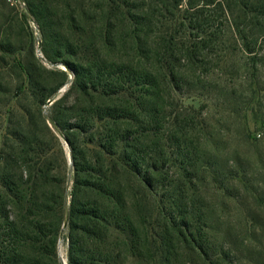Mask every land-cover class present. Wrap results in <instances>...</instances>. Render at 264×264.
I'll return each mask as SVG.
<instances>
[{
    "label": "rangeland",
    "instance_id": "1",
    "mask_svg": "<svg viewBox=\"0 0 264 264\" xmlns=\"http://www.w3.org/2000/svg\"><path fill=\"white\" fill-rule=\"evenodd\" d=\"M235 2L227 18L212 6L189 12L183 7L171 10L168 21L155 20L147 41L152 52L164 55L160 30L176 42L193 44L191 55H166L168 63L161 64L136 51L142 42L136 39V16L145 12L132 9L137 0H128V10L115 4L101 9L95 0H41L50 10L37 19H25L22 9L0 0V167L7 158L15 162L9 163V171L21 174L25 144L43 145L61 171L58 176L64 180L68 172L63 183L68 194L73 186L71 152L53 118L73 124L87 110L125 106L132 117L121 128L154 145L168 159L170 177L191 172L178 138L206 156L201 172L191 173V201L207 218L203 225L195 213L198 228L229 244L228 264H264V0H250L246 9ZM197 12L201 23H190ZM58 42L75 54L66 55L67 62L100 61L153 76L165 72L166 88H140L142 94L150 90L154 95L148 97L123 78L119 95H82L72 87L74 76L63 63L44 58L43 50L52 54ZM171 74L183 81L177 90L170 87ZM158 90L163 92L156 97ZM48 93H53L52 105L43 98ZM101 126L95 128L105 131ZM155 178L152 192L139 181L135 187L137 264H202L196 251L182 244L184 231L172 230L162 214L159 201L166 193L159 187L160 177ZM181 220L177 218L178 225ZM67 244L63 235L58 243L61 264H67Z\"/></svg>",
    "mask_w": 264,
    "mask_h": 264
},
{
    "label": "trees",
    "instance_id": "2",
    "mask_svg": "<svg viewBox=\"0 0 264 264\" xmlns=\"http://www.w3.org/2000/svg\"><path fill=\"white\" fill-rule=\"evenodd\" d=\"M137 1L138 5L132 9L145 12L136 16V34L140 36V39H136L142 40L137 41L136 51L143 58L157 57L161 64L168 63L166 55L179 52L191 55L193 44L176 42L174 36L160 30L159 47L164 55L152 52L147 47V41L155 32V20L168 21L166 15L171 10L177 11L183 7L189 12L212 6L218 7L227 18V10H232L234 4V0H153L155 6H152L150 0ZM23 2L25 19H28V15L37 19L50 10L47 5H41V0ZM95 2L101 9L114 4L119 9H129L128 0ZM249 2L236 0L235 6L246 9ZM151 10L158 11L153 13ZM260 10H264V4ZM172 15L175 19V13ZM191 17L190 23H201L198 12L191 14ZM43 52L44 58L51 64L63 63L67 67L74 76L72 87L85 96L90 93L119 95V84L122 85L123 78L127 80L126 85L132 84L137 88L136 92L148 97L154 95L150 94V90L142 94L140 88L152 91L159 86L162 90L166 88L165 72L162 76H153L145 70L100 61L67 62L64 60L66 55L74 53L64 42H58L57 51L52 54L46 49ZM168 80L172 89L177 90L184 85L182 79L174 74ZM162 92L158 90L153 93L157 97ZM120 93L126 95L128 91ZM52 95L48 93L43 98L47 101ZM130 112L125 106H110L87 110L73 124L53 118L64 133L71 152L73 186L68 194L63 186V183L67 184L68 172L64 180L58 176L61 171L53 164L49 150L43 145L40 147L33 142L25 144L27 151L19 162L21 174L9 171V163L14 161L3 160L0 167V264H61L58 243L63 235L68 242L67 264H137V231L133 216L135 187L139 181L152 192L157 176L161 180L160 189L166 193L163 195L164 201H159L162 214L172 230L184 231L182 244L192 247L202 264H228L232 255L229 244L225 240H213L212 235L198 228L195 218L203 225L207 224V218L205 212L195 208L190 197L194 183V174L191 173L198 175L201 172L206 156L178 138L184 145L186 166L191 172L185 170L177 177H170L166 169L168 159L164 161L154 145L144 143L131 129L121 128L125 120L132 117ZM98 124L105 131L99 132L95 128ZM175 139L178 140L176 136ZM111 149L116 150L113 152ZM170 192L172 194H168ZM67 207L68 227L63 232ZM195 213L200 216H194ZM179 217L182 219L181 225L177 224Z\"/></svg>",
    "mask_w": 264,
    "mask_h": 264
},
{
    "label": "built area",
    "instance_id": "3",
    "mask_svg": "<svg viewBox=\"0 0 264 264\" xmlns=\"http://www.w3.org/2000/svg\"><path fill=\"white\" fill-rule=\"evenodd\" d=\"M6 1L12 6H16L22 10L25 8V3L23 2V0H6Z\"/></svg>",
    "mask_w": 264,
    "mask_h": 264
},
{
    "label": "water",
    "instance_id": "4",
    "mask_svg": "<svg viewBox=\"0 0 264 264\" xmlns=\"http://www.w3.org/2000/svg\"><path fill=\"white\" fill-rule=\"evenodd\" d=\"M54 103V99H51L49 101V105H52ZM52 122V121H51ZM52 124H54V122H52ZM55 125V124H54ZM56 126V125H55ZM70 177H71V173H70ZM68 214H69V210L68 207L66 208V214H65V222H64V226H63V232H65V230L68 227Z\"/></svg>",
    "mask_w": 264,
    "mask_h": 264
}]
</instances>
